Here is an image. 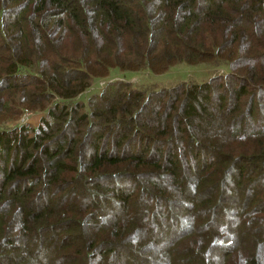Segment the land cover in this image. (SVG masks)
<instances>
[{"label":"trees","instance_id":"trees-1","mask_svg":"<svg viewBox=\"0 0 264 264\" xmlns=\"http://www.w3.org/2000/svg\"><path fill=\"white\" fill-rule=\"evenodd\" d=\"M179 62L221 72L76 99ZM15 96L43 113L0 117V264H264V0H0Z\"/></svg>","mask_w":264,"mask_h":264},{"label":"rangeland","instance_id":"rangeland-1","mask_svg":"<svg viewBox=\"0 0 264 264\" xmlns=\"http://www.w3.org/2000/svg\"><path fill=\"white\" fill-rule=\"evenodd\" d=\"M216 66L217 65L214 64L206 65L204 62L195 65H187L179 62L173 65L172 68L161 69L156 72L153 71L151 75H149L146 70L138 75L129 73L130 71L126 72V70L113 71L109 76L95 79V81L90 84L91 89L84 90L76 99L84 101L89 95L98 91L107 83L119 81L120 79L128 80L131 83H143V85L153 84L155 86H171L178 82H201L207 80L209 76L212 77V75L217 74V72H221V68L217 66V69ZM20 98L21 96H15V101L7 102L3 105L4 110L0 113V117L7 118L2 124L3 127H10L14 124L22 123H28L31 126L36 125L39 116L43 113V109L41 108L42 105L39 104V106L35 105L34 107L25 106L22 101L20 102Z\"/></svg>","mask_w":264,"mask_h":264}]
</instances>
